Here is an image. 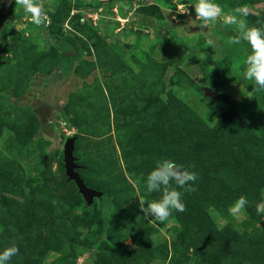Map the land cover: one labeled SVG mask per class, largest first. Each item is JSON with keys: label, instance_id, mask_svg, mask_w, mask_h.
Listing matches in <instances>:
<instances>
[{"label": "rangeland", "instance_id": "obj_1", "mask_svg": "<svg viewBox=\"0 0 264 264\" xmlns=\"http://www.w3.org/2000/svg\"><path fill=\"white\" fill-rule=\"evenodd\" d=\"M66 1L33 0L37 26L0 0V251L19 250L6 264H264V91L223 22L245 8L264 26V0H214L207 25L191 21L195 0ZM70 136L102 192L91 203L66 174ZM165 161L196 179L148 192ZM174 188L183 212L144 216Z\"/></svg>", "mask_w": 264, "mask_h": 264}, {"label": "clouds", "instance_id": "obj_2", "mask_svg": "<svg viewBox=\"0 0 264 264\" xmlns=\"http://www.w3.org/2000/svg\"><path fill=\"white\" fill-rule=\"evenodd\" d=\"M14 2L15 6H19L25 13L29 14L31 23L39 26L43 22L39 4L34 3L33 0H14ZM191 7L195 12V18L191 21H200L202 25L215 21L222 11L214 0H195ZM238 11L240 13L238 17L231 15L225 18L223 22L235 25L240 33V36L232 39L230 43L239 44L243 40L251 49L244 62V68L241 73L242 78L252 82L253 91H264V26H250L246 20L248 16L247 10L240 8ZM170 177L174 178L178 187H185L188 185L187 182L196 179V174L187 170L181 171L174 161H165L148 174L147 191L152 192L160 184L167 185ZM181 197V191L174 188L167 191L162 199L149 200L146 207L142 204L141 212L145 217L151 215L157 221L163 222L173 211L183 212L185 210V204ZM247 205V198L241 195L229 206L228 211L235 216L244 210ZM255 210L257 215L264 214V200L255 205ZM18 251V247L15 244L0 251V264H6Z\"/></svg>", "mask_w": 264, "mask_h": 264}, {"label": "water", "instance_id": "obj_3", "mask_svg": "<svg viewBox=\"0 0 264 264\" xmlns=\"http://www.w3.org/2000/svg\"><path fill=\"white\" fill-rule=\"evenodd\" d=\"M206 93L213 97H218V94L213 92L211 88H206ZM75 138L70 136L66 139L64 144V162L66 168V174L70 180H73L77 185L80 193L83 195L88 203H91L95 197L102 196V192L88 186L81 175L76 171L78 164L75 162L74 156Z\"/></svg>", "mask_w": 264, "mask_h": 264}, {"label": "trees", "instance_id": "obj_4", "mask_svg": "<svg viewBox=\"0 0 264 264\" xmlns=\"http://www.w3.org/2000/svg\"><path fill=\"white\" fill-rule=\"evenodd\" d=\"M78 2H79V1H78ZM78 2H77V3H78ZM63 3H64V5L67 6V7H71V6H72V4L69 3V2L66 1V0H63ZM142 10H143V13H145V14H149V15L157 16L155 13H153V12L151 11L149 5H148V6H143V7H142ZM74 183H75V182H74Z\"/></svg>", "mask_w": 264, "mask_h": 264}]
</instances>
